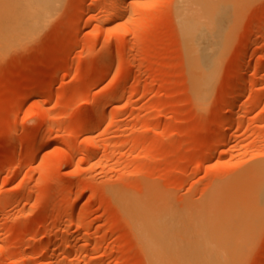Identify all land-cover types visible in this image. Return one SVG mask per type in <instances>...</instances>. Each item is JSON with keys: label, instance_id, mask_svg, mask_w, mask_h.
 <instances>
[{"label": "rangeland", "instance_id": "374dc122", "mask_svg": "<svg viewBox=\"0 0 264 264\" xmlns=\"http://www.w3.org/2000/svg\"><path fill=\"white\" fill-rule=\"evenodd\" d=\"M104 1L61 0L51 23L0 56V264H147L123 196L169 210L186 238L223 204L214 190L264 160V0H221L203 106L192 98L178 0H124L111 22L114 0ZM237 264H264V226Z\"/></svg>", "mask_w": 264, "mask_h": 264}, {"label": "bare ground", "instance_id": "6f19581e", "mask_svg": "<svg viewBox=\"0 0 264 264\" xmlns=\"http://www.w3.org/2000/svg\"><path fill=\"white\" fill-rule=\"evenodd\" d=\"M60 1L0 0V56L11 49L24 46L41 28L49 22L51 23L59 11ZM112 3L108 5L109 8L112 6V9L107 8L110 12L106 9L107 5L105 7L107 14L109 12L106 19L109 18L110 22L111 19L116 20V18L122 17L125 11L124 0H114ZM174 4V19L179 27L187 54V73L192 98L195 100L193 102L197 105H204L217 76L214 58L217 51H219L222 39L218 21L222 12L227 9V4L221 0H178ZM89 5L91 6V4ZM94 8L96 7L91 9ZM81 11L83 12V10ZM87 11L88 9H86ZM83 21L86 22L87 20L84 19ZM90 39L92 40V38ZM115 64L118 65V63ZM117 65L114 67L117 68ZM109 67L107 66L106 69H108H105V71L104 67H101L102 70L99 69L100 73L101 71L105 72L101 74V78L104 74H108L113 66ZM118 68L120 69V65ZM236 75L238 76V74ZM240 83L242 84H237L236 90L231 87L236 91L235 96L232 97L233 99L228 98L225 101L226 106H230L233 101L235 102L245 93L247 89L243 84L245 82ZM221 116L219 125L223 123L227 126L226 122L229 125L233 122L232 119V122L229 123L230 116ZM96 119L99 120L100 118L97 116L94 121ZM43 122L45 123L44 120ZM219 128L222 130H220L219 137L216 136L218 137L217 142L222 144L220 146H223L224 141L227 140L225 133L228 127L221 128L220 126ZM216 132L219 131L216 129ZM45 143L48 144V142ZM39 149L41 148H37V150ZM96 149L98 148L96 147ZM33 150L36 155L37 151ZM91 150L96 152L93 148ZM209 153L212 154L213 152ZM210 154L205 158L208 160L210 157L212 158ZM214 192L213 200L223 199V204L219 203L215 206L217 210L211 217H196L198 219L191 222L193 225L186 238H181L176 234L175 220L169 210L166 211L161 206L157 208L158 206L154 201H151L155 204L153 206L150 202L147 203L148 200L147 202H140L134 200L132 196L121 198L119 208L126 221L129 222L135 241L140 247L146 263L148 262L147 264H237L244 259L251 249L255 236L264 226V160L256 161L245 173L233 179L229 187L221 191L214 190ZM148 193L145 195H148ZM81 196L82 194L78 195L79 198ZM154 199H156V196ZM218 206L219 208H217ZM216 218L218 220L217 224ZM177 255L179 256L178 260L176 259Z\"/></svg>", "mask_w": 264, "mask_h": 264}]
</instances>
